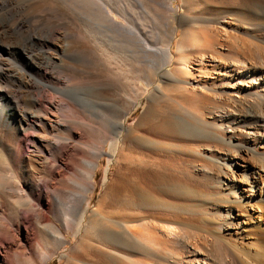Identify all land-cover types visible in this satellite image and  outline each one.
<instances>
[{"label":"rangeland","instance_id":"1","mask_svg":"<svg viewBox=\"0 0 264 264\" xmlns=\"http://www.w3.org/2000/svg\"><path fill=\"white\" fill-rule=\"evenodd\" d=\"M187 2V0H168L167 7H169V13L172 16L170 20L173 21L172 25L175 28V30L169 34L165 31L161 33L160 29H162V27H158L163 25L154 13L155 10L161 12V8L160 6L156 8V4H153V0H49L48 3L41 6L37 14L44 17L46 16L45 18H49V21H59L61 24L60 31H65L67 27L70 26L73 33L75 32L74 47L79 53H77L75 68L67 73H72L71 75L74 76L73 81L68 83V85L74 87V93L76 92V94L72 92L65 93L64 95L56 90L62 89L64 84L61 83V80L54 78V76H56V71L54 69L53 71L55 74H52L53 79H47V81L49 87L53 85L56 89L53 90L52 88H48L45 94L46 99H56L59 100L61 105L63 104L64 108H73L76 112H73L72 117L76 120L72 125L74 131L71 135H66L62 132L64 137H69V141L65 143L66 145L64 144L60 155L54 158V156H50V153L48 154V152H45L49 167L45 173L46 175L43 173L45 176L42 173H39V175L45 177L50 188H43L39 204L32 202V205L30 204L31 206L21 207L22 209H29L27 210L28 213L25 214L27 219L24 224L20 226L19 218H17L18 220H15L14 225H9L11 229V235L9 237L0 234V264H65L67 258H71L75 252L81 249L80 239L84 231L83 229L87 227V225L94 224L96 226L97 223L98 225L106 224L105 221L107 219L105 215H108L107 218L112 216V219H108L107 223L115 219L121 222H119L122 224L121 226H124L125 223L123 224L122 218L119 220L116 219V214L124 207L120 202V204H118V202H113L109 203V206L104 204L105 206L103 205L102 208L98 207L99 200L103 198V194L108 187L107 185L115 182L114 180L117 173L124 171V167H122L123 163L121 164L122 160L119 158L121 148H123V135L135 126L138 117L147 106L155 90L161 94V97L158 98L160 99L158 102L161 108H165L167 101L170 102L173 100L174 92H171L172 90H165L166 92H162L163 90L160 89L162 83L167 82L164 75L179 79L181 81H178L179 84H183L186 87H188V85H193L196 88L203 89L201 86L203 81L200 79H205L206 77H203L201 70V54L199 53L198 56L194 58H190L188 53L185 54L192 41V34L190 32H187V43L181 46H184L182 49L181 47L179 48L182 33L187 26H184L182 23L180 25L178 20L185 12L184 5H186ZM262 2L259 0H248V3L245 2L244 5H242L243 8L235 7L240 13H238L240 18L237 16L234 18L232 16L233 19H230L231 16L228 15L219 17L217 22L214 23L219 28L221 27V29L226 31L227 34H223L228 36L227 40L230 37L228 41L232 40V42H234L233 51L231 52L232 55L228 53L230 56L218 60L219 63H216L217 61L214 60L212 54L208 56L205 54L207 59L204 63L207 67L211 68L209 77L207 76V81L213 84V86L209 84V87L211 86V88H214L207 93L211 96L217 92L221 96H224L225 99L215 103V100L210 97L209 102L211 103L209 104L206 102L205 104L204 102L203 108H205L203 110L201 109L202 112L199 113L194 112L189 106L188 108L184 105L189 113L194 112L192 114L197 115L201 121L212 122L213 128L215 127L213 132L219 139H221V137L227 138L229 134L233 133L235 137H233L232 143L242 144V146L249 150H240L238 147L239 149H236L237 154L233 157L235 149L230 145L221 143V141L217 143L210 140H199L194 141L200 146L198 147L194 144L196 146L193 149L194 151L188 149L181 151L178 147L170 152L173 158L176 157L178 160L176 161L174 158L173 164H176L175 167L178 164L183 172L180 178L185 179L189 184L194 183L197 190H203L199 193H202L204 197L202 199H197V201L195 200V202L202 203L203 205L201 204V206L208 211V214L201 218L200 221L197 220L195 223L190 224L188 229L186 228L184 231V236L182 235L181 245L183 244L186 248L193 249L194 246L191 245H193V243L197 244L196 242H198L197 245H199V249L197 246L196 250H198V253L200 251L194 258L191 257L189 259L190 261L185 259V261L187 260L186 264H240L237 257L238 255L233 251L226 254L220 250L221 248L212 246V239L220 233L218 229L220 226L222 228L228 221L230 224L228 226V233L226 232V234H223L225 240L228 237H233L234 239V235L240 233L242 228H244L242 229L243 233L247 232L250 226H256L264 231V208L261 210L260 203L256 200L255 196V194H258V196L264 197L263 182L261 183V181L254 180L253 177L246 178L247 181L243 188L247 193H250V198L253 199V201L247 202L248 199L247 201L243 199L241 202L239 201L240 203L238 202L239 205L237 206L236 204L229 205L217 201L215 196L211 194V192L219 194L226 191L218 182V180H226V175L230 177L233 176L236 181L241 179L244 168L259 169L260 167H264V162L261 160L260 156L252 153L253 150L264 151V0H262ZM74 5L77 7L76 9ZM98 7L103 10L102 12H104L106 15L104 16L108 21L111 20L112 23L115 24V27L123 28L126 34L134 33L136 40H122L123 37L119 36L121 34L117 33L113 28L108 27L111 25V21L108 22L110 25L106 24L105 26V23L104 25L102 24L104 31L102 27L100 31L99 29L97 30V27L94 25H89L93 24L91 22L93 18H95L94 15H96V17H98V14L101 15ZM105 17L101 19L103 22H107L104 20ZM153 18L156 19L157 23L153 21ZM64 41L69 42L71 39H64ZM228 41L222 42L220 39V44H214L215 49L222 53H227L228 47L225 45L222 46L221 43L229 44ZM131 42H133L135 46ZM36 49L38 50V48H35V50ZM142 49H155L158 51L156 57L157 64L154 65V68H149L151 63L148 62L146 58L147 54ZM184 50H186L185 53ZM46 51H48L47 53H53L52 49H47ZM182 53H184L183 56ZM12 58L13 65L15 66L20 65L22 62V60L15 55H13ZM62 58L65 63H72L69 57L65 56ZM22 66H24V64H22ZM175 75L178 78H176ZM182 78L184 80H182ZM52 81H54L53 84L51 83ZM55 85L57 86L55 87ZM75 96L77 102L72 100V97ZM86 109H93L95 113L97 112V115L100 114L98 115L99 117L91 116ZM252 109L256 111L255 117L248 114V111L251 112ZM246 113L248 115H246ZM113 118L114 120L120 119L123 123V128L117 132L118 136L116 134L115 136L113 134L114 130L112 131V128L110 129V127L105 124V121H107V124L111 123L110 121H112ZM114 136L117 138V145L115 150L112 151L111 145L113 146ZM28 148L27 143L24 142L21 152H24L25 149ZM199 151L200 154L198 153ZM233 158L234 161L231 166L233 172L231 171L232 173H230V171H228V163ZM89 159L95 164L94 168L90 171L92 174V178L89 179L91 189L82 191V189L76 187L77 185H74L73 182L75 181L74 183H77L80 181L79 179L83 177L82 174L88 171L84 168V163L81 162L82 160ZM179 160L181 162H179ZM83 169H85V172ZM171 170L173 169L169 170L170 174L173 172ZM260 172L263 173V170H260ZM9 173L10 172H8V174ZM59 188L60 190H64V192L61 191L62 194L60 190H58ZM239 189H241V187L237 190L238 198L243 195ZM54 192L60 195L63 203L55 204L56 202L53 198L55 196ZM79 194H83L85 198L78 197ZM210 195L213 197H210ZM80 198L83 199L79 201V203L78 199L81 200ZM66 200L67 202H65ZM104 200L108 202V198ZM68 202H74L73 206H75V211L67 208L68 205L72 204ZM75 203L76 205H74ZM77 205H79V210H77ZM112 206L115 207L113 208ZM116 206L119 207L116 208ZM98 208L102 210L100 211ZM109 209H111V211H109ZM114 210L117 211V213H115ZM122 210H126L125 207L120 210V213H122ZM102 211L103 213L109 211V214L105 213V215H103ZM67 212L68 214L66 215ZM229 213L231 217L228 216ZM67 217L76 222L68 223L69 226L66 227V220L64 219H68ZM81 217V224L78 228L77 222ZM119 217L120 216H118V218ZM42 219L43 222H39L40 220L42 221ZM90 219H92V221H90ZM1 220H4L3 222L6 225L7 222L3 217H1ZM101 221L103 222L101 223ZM52 225L56 226V229H59L61 234L65 236L64 242L60 244L57 242L58 244H56L54 240V242L52 241L50 236H46L48 235V233H46L48 232L47 229ZM40 229L43 231H40ZM185 236L187 238H184ZM194 240L196 241L194 242ZM94 241L90 240L88 243L92 246L93 244L90 242H94L97 246H92L93 251L90 252L92 254H89L87 258L88 261L90 260L92 262L96 259L99 263L95 261L94 263L90 262L91 264H100L102 259L100 256L104 257V255H102L103 253L106 254L105 258L109 257L110 264H114L113 262L115 260L112 258H116V260L120 258L119 260L122 264H124V262L125 264L128 263L126 257L122 256L125 255V252H123V254L120 250L116 248L113 249V246L107 245V243L102 240V242L99 240ZM201 241L205 242L202 243ZM247 241L249 242V240ZM247 241L246 243H248ZM105 244L107 246H105ZM96 247H100V250H97L98 248ZM102 247L105 249H102ZM178 251L180 250L178 249ZM111 253L115 254V256H111ZM92 257H94V259ZM123 260L125 261L123 262ZM179 260L181 259L168 257L167 260H156L155 263L183 264Z\"/></svg>","mask_w":264,"mask_h":264},{"label":"bare ground","instance_id":"2","mask_svg":"<svg viewBox=\"0 0 264 264\" xmlns=\"http://www.w3.org/2000/svg\"><path fill=\"white\" fill-rule=\"evenodd\" d=\"M187 1V4L184 5L185 12L178 20L180 25L182 23L184 26H187L186 28L184 27L185 29L180 39L179 48L184 43H187V32H190L192 34L191 45H189L190 47H188L189 49H187L186 53V50H184V53H188L190 58L197 57L199 53L201 54V70L203 77H206L205 79H200L203 81L201 85L203 89L196 88L193 85H188V87H186L183 84H179V79L164 75L167 82L162 83L160 89L163 90H161L162 92H166L165 90H172L171 92H174L173 100L170 102L167 101L165 108H161L158 102V100L160 101L158 98L161 97V94L155 90L147 106L138 117L135 126L129 129L122 137L123 148H121L119 158L122 160L121 164L123 163L122 167H124V171L117 173L114 180L115 182L111 181L112 183L107 185L108 187L103 194V198L99 200L98 207L101 208L104 204L108 205L113 202H118V204L121 203V205L125 207L127 211L122 210V213H120V210L124 209L123 206V208H119L120 210L118 213L114 210L115 213H117L116 219L119 220L122 218L123 224L125 223L124 226H121V222L115 219L107 223V220L112 216L107 218L108 215H105L106 212L103 213L102 211V214L105 215L107 219L105 221L106 224L98 225L97 223L98 226L94 224L87 225V227L83 229L84 231L80 239L81 249L78 252L74 251L75 253L72 256L70 255L71 258H67L65 264H91L97 261L96 259L94 262L88 261L87 258L89 254H92L90 252L93 251L92 246H94V242H96L94 240H102L107 243V245L113 246V249L116 248L120 250L121 253L125 252V255L122 256H125L128 260V263L126 262L127 264H156V260H167L168 257H176L177 259H181L179 260L181 263L186 264L187 260L185 261V259L189 260L191 257L194 258V256L200 253V251L198 253V250H196L197 248L199 249V245H197L198 242H196L197 244L193 243V245H191L194 246L193 249H188L185 245H181V239L184 231L186 228L188 229L190 224L195 223L197 220L200 221L201 218L208 214L207 209L201 206L202 203L195 202V200L197 201V199H202L204 197L202 193H199L203 190L200 191V189H198V191L194 183L189 184L185 179L180 178L183 172L178 164L176 167V164H173V160H178L176 157H174V159L170 152L178 147L181 151L187 149L194 151L193 149L196 147L195 145H197L194 141L199 140H210L217 143L221 141V143L230 145L235 149L233 157L236 156V149L238 147L240 150L247 149L242 146V144L232 143V139L235 135L231 132L227 138L221 137V139H219L213 132L215 127L213 128L212 122L201 121L197 115L192 113L202 112L205 108H203L204 102L205 104L206 102L209 104L211 103L209 102L210 97L215 100V103L225 99L224 96H221L217 92L211 96L208 94V91L214 88H211V86L209 87V84L212 86L213 84L207 81L211 68L207 67L204 63L207 59L205 54L207 56L212 54L214 60L217 61L216 63H219L218 60L230 56L228 53L231 54L233 51L234 42H232V40L228 41L230 37L227 40L228 36L223 34L226 33V31L221 29V27L219 28L214 23L217 22L219 17L228 15L231 16H229L230 19H233L232 16L234 18L236 16L239 17L240 13L235 7L243 8L242 5H244L245 2L248 3V0ZM259 1L262 2V0ZM48 2L49 0H0V234H3L5 237L11 235L9 225H14L17 218H19L20 226L24 224L27 219L25 214L28 213L27 210L29 209H22L21 207L31 206L32 202L39 204L43 188L49 187L44 177L49 167L45 152H48V154L50 153V156H54V158L60 155L64 144L69 141V137H64L62 132L66 135H71L74 131L72 125L76 119H73L74 117H72V114L76 111L73 108H64L59 100L46 99L45 93L48 91V88H52L53 90L56 89L53 85L49 87L47 81V79H53V69L56 71V74L54 73L56 75L54 78L61 80V83L64 84L62 89L56 90L64 95L65 93H74V87L68 85V83L73 81L74 76L71 75L72 73L69 74L67 72L75 68L77 53H79L74 47L75 32L73 33L70 26L67 27L65 31H60L61 24L59 21H49V18H45L46 16L44 17L37 14L41 6ZM167 3L168 0H153V4H156L155 7L157 8L160 6L161 8V12L155 10L154 13L163 25L158 27H162L163 30L160 29L161 33L165 31L169 34L172 33L175 28L172 25L173 21L170 20L172 16L169 13L170 9L167 7ZM76 8L75 6V9ZM99 11L102 16L100 14H98V17L94 15L95 18L92 17L93 20L91 22L93 24L89 25H94L97 27V30L99 29L101 31L103 29L104 31L102 24L104 25L105 23V26L106 24H111L112 26L110 25L108 27L113 28L117 33L121 34L119 36L124 38H122V40H136L134 33L126 34L123 28L115 27V24H113L111 20L108 21L106 19V15L102 12L103 10L99 8ZM70 15L73 16L72 14ZM102 17H105L104 20L107 22H103L101 20L103 19ZM153 21L157 23L155 18H153ZM108 22H110V24ZM64 39H71V41L66 42ZM220 39L222 42L228 41L229 44L221 43L222 46L225 45L228 47L227 53H222L215 49L214 44H220ZM131 43L135 46L133 42ZM183 47H181V49ZM35 48H38V50H35ZM47 49H52L53 53H47ZM142 50L147 54L146 58L148 62L151 63H149V68H154V65L157 64L156 57L158 51L155 49ZM184 53H182V56ZM13 55L19 57L24 66H22L21 63L17 66L13 65ZM65 56L71 59V64H67L63 61L62 57ZM176 78L178 77L176 76ZM182 80L184 79L182 78ZM53 82L54 81L51 83L53 84ZM57 85H55V87ZM74 94H76V92ZM72 100L77 102L76 96L72 97ZM184 105L185 107L189 106L194 112L189 113ZM87 111L91 116L100 115H97V112L95 113L93 109ZM248 114L255 117V109H252L251 112L248 111ZM248 114L246 113V115ZM105 122L110 129L112 128V131L114 130V135H117L118 130L120 131L123 128V123L120 119L114 120L113 118L112 121H110L111 123L108 124L107 121ZM116 139V137L113 139V146L111 145L112 151L116 148ZM24 142L27 143L29 148L21 152ZM198 153L200 154V151ZM252 153L260 156L261 160L264 162L263 150H253ZM233 161L234 158L228 163V171H230V173L233 172L231 169ZM179 162L181 161L179 160ZM81 163H84L83 166H85L84 168L88 171L85 172V169H83L85 174H82L83 177L79 179L80 181L77 183H74L75 181L72 182L74 185H77L76 187L82 189V191H87L91 189L89 179L92 178V174L90 171L94 168L95 164L93 161H90V159L82 160ZM263 168H244L241 179L236 181L233 176L230 177L226 175V180H218L219 184H221L226 191L219 194L211 192V194L215 196L217 201L229 205L236 204L237 206L243 199L246 201L248 199L247 202H252L253 199L250 198V193H247L243 186L247 181L246 178L249 177H253L254 180L264 183ZM170 169H173L171 170L173 171L172 174L169 172ZM260 170H263V173L260 172ZM8 172L10 173L8 174ZM39 173H44L45 175L43 174L44 176H41ZM239 187H241L239 191L243 195L238 198L237 190ZM58 190H60V188ZM61 191L64 192V190H60V193ZM16 192L17 194H21L17 195ZM213 196L210 195V197ZM255 196L262 210L264 208V197H260L258 194H255ZM78 197H84V195L79 194ZM53 198L56 202L53 201L55 204L63 203L60 195L55 194ZM106 198H108V202L104 200ZM82 199H78V202L82 201ZM65 202H67V200ZM68 203L70 204L72 202ZM73 203L67 207L68 209H72V211L75 209ZM76 203L74 205H76ZM61 206L65 207L64 205ZM78 206L79 205H77V210H79ZM118 207L119 206H116V208ZM101 210L102 209H100V211ZM109 211H111V209H109ZM108 212L106 214H109ZM67 214L68 212L66 215ZM117 215L120 217L118 218ZM43 216L45 217V215ZM228 216L231 217V214L229 213ZM1 217L6 220V225L3 222L4 220H1ZM64 220H66V227L69 226L68 223L76 222L71 218H65ZM78 220L77 226L79 228L82 217ZM90 221H92V219H90ZM39 222H43V219ZM102 222L103 221H101V223ZM229 225L228 221L222 228L220 226L221 229H218L220 233L212 239V246L221 248L220 250L226 254L233 251L238 255L237 257L240 264H264V231L256 226H250L247 232L243 233L242 229L244 228H242L240 233L234 235V239L233 237H228L226 241L223 234H226V232L228 233ZM55 229L56 226H50L49 229H47L48 232L46 233H48V235L46 236H50L52 241L54 240L56 244H60L64 242L65 236L61 234L59 229ZM41 230L42 229H40V231ZM184 238L187 237L185 236ZM90 240L94 241L90 242L93 244L92 246L88 244ZM247 240H249V242ZM195 241L196 240H194V242ZM246 241L248 243H246ZM204 242L205 241L202 243ZM107 245L105 244V246ZM100 247H96L98 248L97 250H100ZM102 249L105 248L102 247ZM178 249L180 251H178ZM102 255H104V257L100 256V258H102L101 263L110 264L109 257L105 258L106 254L104 253ZM110 255L115 256V254L112 253ZM92 258L94 259V257ZM112 259L115 260L114 262L111 260L114 264H122L119 260L120 258L117 260L116 258ZM124 261L125 260H123V262ZM97 263L99 262L97 261Z\"/></svg>","mask_w":264,"mask_h":264}]
</instances>
